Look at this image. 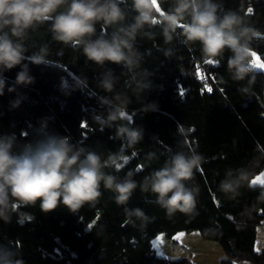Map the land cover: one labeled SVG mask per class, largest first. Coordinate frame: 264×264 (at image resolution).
I'll return each instance as SVG.
<instances>
[{
    "label": "trees",
    "instance_id": "trees-1",
    "mask_svg": "<svg viewBox=\"0 0 264 264\" xmlns=\"http://www.w3.org/2000/svg\"><path fill=\"white\" fill-rule=\"evenodd\" d=\"M161 7L167 9L168 0H163ZM222 7L240 10L241 14L248 9L247 18L264 31V0H223ZM133 15L129 8L127 23L132 22ZM99 30L98 24L97 34ZM24 43L29 48L28 56L47 45L48 63L25 61L34 82L15 86L12 92L8 89L20 68L4 73L7 79L0 96V134L14 132L23 143L32 139V127H39L38 122L46 120L50 130L69 137L72 143L105 158L115 154L122 165L118 175L123 177L133 171V178L139 182L164 165L170 149L178 150L177 126L183 125L194 129L188 136V147L195 148L205 162L194 175L193 183L199 185L200 192L193 213L169 216L153 194L141 192L138 187L127 206L143 209L151 220L144 227L136 217L132 218L136 226L125 224L123 206H118L114 194L101 186L102 196L95 207L85 205L76 214L63 205L44 213L37 202L34 207L19 210L33 217L23 225L18 223L16 213L10 222L0 220V244L11 242L14 248L19 245L25 264H194L187 257L158 256L151 240L159 232L172 236L181 230H199L221 245V264H232L233 260L264 264V243L259 251L254 250L257 225L264 223V202L257 200L259 186L249 188L242 184L234 200L218 189L227 169L247 165L256 154L254 150L258 146L264 148L263 69L254 68L244 81H233L227 70L231 53L225 52L219 65L209 64L201 59L199 45L189 48L174 42L166 46L156 29L155 40L138 36L135 43L143 56L135 71L147 70L151 74L150 87L137 96L132 73L121 65L106 62L99 67L87 61L82 52L54 41L48 24L29 30ZM163 47H173L175 54L165 57L159 50ZM252 47L264 64V39L255 41ZM108 71L118 78L115 90L125 92L131 100L127 120L143 128V139L134 149L115 138V125L101 130L94 120L97 114L107 117L99 97L111 94L98 84ZM253 75L256 79L251 91L255 95L243 93L240 89L248 86ZM16 99L21 103L13 108L10 102ZM153 102L157 105L155 110L142 111L144 104ZM151 152L158 159L149 160Z\"/></svg>",
    "mask_w": 264,
    "mask_h": 264
},
{
    "label": "clouds",
    "instance_id": "clouds-1",
    "mask_svg": "<svg viewBox=\"0 0 264 264\" xmlns=\"http://www.w3.org/2000/svg\"><path fill=\"white\" fill-rule=\"evenodd\" d=\"M222 2L168 0L165 9L161 7L163 0H131L130 4L128 0H0V96L4 94L7 79L4 73L20 68L13 86L8 89L12 92L15 86L34 82L25 61L36 65L48 63L47 45L28 56L29 48L24 43L29 30L45 24L49 25L54 41L82 52L87 61L99 67L107 62L127 69V73L133 74L131 80L136 85L137 96L150 87L148 76L151 74L147 70L135 71L143 59L135 43L138 36L155 40L156 29H159L166 46L174 42L189 48L199 45L201 59L205 61L219 65L225 52L231 53L227 59L230 77L233 81H244L257 67L252 45L264 39V31L247 18L248 9L247 13L241 14L240 10L224 9ZM129 8L134 13L131 23L126 22ZM159 50L168 58L175 54L173 47ZM117 79L111 71L102 75L98 87L111 95L99 97L106 107L107 117L97 114L94 120L101 130L115 125V138L134 149L143 139V128L127 120L131 100L125 92L115 90ZM255 79L254 75L251 76L248 86L240 90L255 95L251 91ZM220 82H223L222 78ZM64 86L62 83V88ZM68 87L74 88L75 85ZM10 103L16 108L21 100ZM156 107L155 102L147 103L142 111H152ZM38 123L39 127H32V139L23 143L14 132L0 134V220L10 222L12 214L16 213L18 223L23 225L33 217L21 214L19 210L34 207L37 202L44 213L63 205L70 213L76 214L85 205L95 207L102 196L101 186L114 194V202L123 206L124 223L132 226H136L138 220L144 227L151 220L143 209L127 206L138 187L141 192L153 194L156 203L169 216L195 211L200 188L193 180L205 158L195 148L188 147V136L193 128L178 125V150L170 149L164 165L138 182L133 178V171L123 177L118 175L122 165L117 162L115 154L102 157L50 130L46 120ZM254 151L256 154L247 165L227 169L225 178L219 182V191L228 199L236 198L242 184L249 188L258 185L260 196L257 200L264 202V183L261 182L264 148L258 146ZM148 159H158V156L151 152ZM18 248L19 245L14 248L11 242L0 244V264H25Z\"/></svg>",
    "mask_w": 264,
    "mask_h": 264
},
{
    "label": "rangeland",
    "instance_id": "rangeland-1",
    "mask_svg": "<svg viewBox=\"0 0 264 264\" xmlns=\"http://www.w3.org/2000/svg\"><path fill=\"white\" fill-rule=\"evenodd\" d=\"M263 234L264 223H261L258 228L257 245L263 238ZM178 236H180V239L176 238ZM158 237L162 238V241L154 243V241H157ZM151 243L152 248L160 257L174 259L187 257L194 264H216L214 261L218 258V254L220 253L219 256H222L223 254V250L219 242L214 239L204 237L199 230H181L177 231L172 236H168L164 232H159L152 238ZM220 261L221 259H219V263ZM245 261L248 262V264H252L249 260Z\"/></svg>",
    "mask_w": 264,
    "mask_h": 264
},
{
    "label": "crops",
    "instance_id": "crops-1",
    "mask_svg": "<svg viewBox=\"0 0 264 264\" xmlns=\"http://www.w3.org/2000/svg\"><path fill=\"white\" fill-rule=\"evenodd\" d=\"M254 59L256 60L257 67L260 68V69H263V70H264V64H263V62L261 61V59H260V57L258 56V54L255 55ZM262 65H263V67H262ZM257 67H256V68H257ZM262 224H263V223H262ZM260 225H261V224H259V225L257 226L256 243L254 244V250H255V251H259V250L261 249L263 243H264V234H263V238L260 240V243H258V245H257L258 228L260 227ZM219 254H220V253H219ZM219 254H218V258H217L218 260L216 259V261H214L216 264H220V263H219V259H221V258L223 257V255H224V253L222 254V256H219ZM234 261L237 262V264H240V262L245 261V260H233V262H234ZM233 262H232V264H233Z\"/></svg>",
    "mask_w": 264,
    "mask_h": 264
},
{
    "label": "snow or ice",
    "instance_id": "snow-or-ice-1",
    "mask_svg": "<svg viewBox=\"0 0 264 264\" xmlns=\"http://www.w3.org/2000/svg\"><path fill=\"white\" fill-rule=\"evenodd\" d=\"M206 63H209V64H211V63H214L213 61H206ZM206 87H207V85H206ZM208 91H211V88H208L207 89ZM181 95H183V92H181ZM261 182L262 183H264V177H262L261 178ZM91 226V225H90ZM182 235V234H181ZM177 239H180V236H178V237H176ZM162 241V238H160V237H158L157 238V241H154V243H158V242H161Z\"/></svg>",
    "mask_w": 264,
    "mask_h": 264
},
{
    "label": "built area",
    "instance_id": "built-area-1",
    "mask_svg": "<svg viewBox=\"0 0 264 264\" xmlns=\"http://www.w3.org/2000/svg\"><path fill=\"white\" fill-rule=\"evenodd\" d=\"M201 77H202V74H199V78H201ZM208 87H209V86H208ZM208 87H207V88H208Z\"/></svg>",
    "mask_w": 264,
    "mask_h": 264
}]
</instances>
